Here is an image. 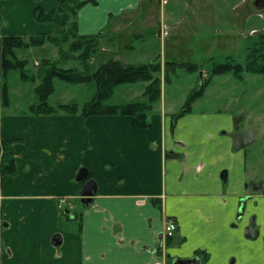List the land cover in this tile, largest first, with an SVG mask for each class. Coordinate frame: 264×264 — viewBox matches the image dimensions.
<instances>
[{"label": "crops", "instance_id": "crops-1", "mask_svg": "<svg viewBox=\"0 0 264 264\" xmlns=\"http://www.w3.org/2000/svg\"><path fill=\"white\" fill-rule=\"evenodd\" d=\"M56 1L0 0V34H59L63 26L34 17L36 7ZM95 1L78 9L82 35L105 30L139 3ZM156 105L150 126L141 128L129 115L10 114L1 103L0 71V138L19 139L12 146L17 173L0 187V264H173L193 257L264 264V196L248 181L246 147H234L232 115L191 110L174 117L179 111L169 112L163 96ZM81 168L88 177L77 181ZM89 179L97 192L71 219L78 227L60 228L55 199L80 201ZM169 219L178 224L172 237ZM252 220L256 239L248 236Z\"/></svg>", "mask_w": 264, "mask_h": 264}, {"label": "rangeland", "instance_id": "rangeland-1", "mask_svg": "<svg viewBox=\"0 0 264 264\" xmlns=\"http://www.w3.org/2000/svg\"><path fill=\"white\" fill-rule=\"evenodd\" d=\"M119 17L105 28L99 40V52L90 63L94 67L109 60L136 65L160 63L161 96L166 99V108L172 113L180 111L189 95L203 87L202 96L192 103L191 109L228 111L232 115V124L235 118L241 117L239 128L253 129L256 137L255 142L245 148L251 170L248 181L254 183L256 179H264V75L233 71L212 74L215 65L226 62L228 58L246 64L250 47L264 35V2L139 0L137 6L123 10ZM66 29L64 26L59 34L65 33ZM19 56L28 59L27 68L34 74L42 59L58 58V49L45 44L20 51ZM168 61L189 62L198 67L195 72L182 67L173 72L169 70V77L165 78ZM65 66L82 69L78 61H70ZM8 81L12 100L3 111L28 113V106L37 102L34 87L39 81H23L16 70L10 71ZM147 84L119 85L105 102L115 105L143 100ZM54 85L56 89L49 98V104L54 106L60 103L82 106L91 102L97 91L94 82L71 84L55 79ZM55 200L59 207V227L77 228L78 222L72 226L71 219L79 217L83 207L81 200L66 197Z\"/></svg>", "mask_w": 264, "mask_h": 264}, {"label": "trees", "instance_id": "trees-1", "mask_svg": "<svg viewBox=\"0 0 264 264\" xmlns=\"http://www.w3.org/2000/svg\"><path fill=\"white\" fill-rule=\"evenodd\" d=\"M59 2L45 10L38 6L34 10L37 22L51 21L61 26H66L65 33L52 34L47 32L35 34H0V67H1V103L3 108L11 104L9 73L12 70L19 71L23 81L39 83L34 87L37 102L28 106V113L33 115H57V114H81L84 117L102 114L129 115L133 117L134 127H149V117L153 112L154 105L161 98V71L160 63L124 64L118 60H109L98 67H94L90 60L99 52V40L105 30L94 35H82L78 31L77 12L85 3L95 4V0L80 2L74 11H66ZM50 44L58 49V58L42 59L37 72L31 74L27 68L29 61L21 58L19 52L30 48L42 47ZM70 61H78L77 66H65ZM185 68L189 72H195L197 65L189 62L175 63L168 61L165 78L169 77V70ZM233 71L236 73L248 72L251 74L264 75V35L250 47L246 64L236 62L228 58L226 62L215 65L212 74H222ZM71 84L91 83L97 86L96 94L91 102L82 106L77 103H60L56 106L49 104V98L55 91L54 80ZM148 82L143 92L145 99L128 102L125 104L109 105L105 101L119 85ZM203 87L191 93L183 108L174 115L181 116L190 112L192 103L202 96ZM18 138H0V187L5 175H15L19 166L13 151V143ZM202 256V252H197Z\"/></svg>", "mask_w": 264, "mask_h": 264}, {"label": "water", "instance_id": "water-1", "mask_svg": "<svg viewBox=\"0 0 264 264\" xmlns=\"http://www.w3.org/2000/svg\"><path fill=\"white\" fill-rule=\"evenodd\" d=\"M241 117L235 118L234 121V129L235 132L232 134L233 144L236 149L245 148L246 146L252 144L255 141V131L253 129H247L245 131H239V122ZM88 171L86 168H81L77 175L76 180L82 181L87 179ZM253 190L261 191L264 196V184L261 182L253 183L252 185ZM97 192V184L94 180L89 179L85 182L84 187L82 189V198L81 202L84 204H89L92 202L93 197L96 195ZM243 210V209H242ZM255 220H252L251 224L248 226V236L250 238L256 239L259 231L256 229ZM59 238V235L55 237L54 241L56 244V239ZM161 238V235L160 237ZM159 245L161 246V240L159 241ZM173 264H201V261L197 257L183 259V258H176L173 261Z\"/></svg>", "mask_w": 264, "mask_h": 264}, {"label": "built area", "instance_id": "built-area-1", "mask_svg": "<svg viewBox=\"0 0 264 264\" xmlns=\"http://www.w3.org/2000/svg\"><path fill=\"white\" fill-rule=\"evenodd\" d=\"M178 224L175 220L169 219L167 220L165 226V233L168 237L174 236L175 232L177 231Z\"/></svg>", "mask_w": 264, "mask_h": 264}, {"label": "flooded vegetation", "instance_id": "flooded-vegetation-1", "mask_svg": "<svg viewBox=\"0 0 264 264\" xmlns=\"http://www.w3.org/2000/svg\"><path fill=\"white\" fill-rule=\"evenodd\" d=\"M261 1H263L264 2V0H261ZM253 144V143H252ZM249 146V145H248ZM247 147V146H246Z\"/></svg>", "mask_w": 264, "mask_h": 264}]
</instances>
